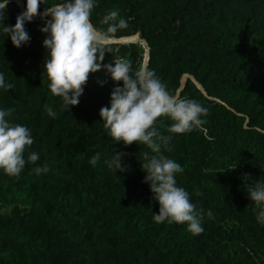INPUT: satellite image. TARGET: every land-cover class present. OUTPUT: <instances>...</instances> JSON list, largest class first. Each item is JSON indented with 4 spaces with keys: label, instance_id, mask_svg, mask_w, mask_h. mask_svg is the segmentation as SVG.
I'll use <instances>...</instances> for the list:
<instances>
[{
    "label": "trees",
    "instance_id": "16d2710c",
    "mask_svg": "<svg viewBox=\"0 0 264 264\" xmlns=\"http://www.w3.org/2000/svg\"><path fill=\"white\" fill-rule=\"evenodd\" d=\"M23 2L26 10V0ZM63 0H43L44 7ZM91 22L98 29L113 9L128 27L115 38L139 34L141 41L108 45L104 64L114 59L155 72L167 90L207 109L205 123L173 134L167 117L155 127L171 136L159 154L184 171L177 186L189 192L204 231L186 224H157L140 153L107 134L100 109L111 106L117 86L105 70L90 76L78 106L70 111L50 93L44 75L47 34L40 18L25 23L28 43L19 49L3 32L23 11L10 0L0 21V73L12 89L0 88V110L30 130L33 145L18 177L0 170V264H264V225L247 188L264 182V0H94ZM145 41L147 45L143 43ZM48 105L56 118L45 112ZM39 156L36 164L28 155ZM100 154L96 166L89 160ZM123 153L126 170L108 167ZM47 163L50 171L37 175ZM197 191L201 195H197ZM213 213L212 218L208 212Z\"/></svg>",
    "mask_w": 264,
    "mask_h": 264
},
{
    "label": "clouds",
    "instance_id": "9594fccd",
    "mask_svg": "<svg viewBox=\"0 0 264 264\" xmlns=\"http://www.w3.org/2000/svg\"><path fill=\"white\" fill-rule=\"evenodd\" d=\"M10 0H0V21L5 17V10ZM43 0H26V10L19 14L14 26H5L3 32L8 34L11 42L19 49L28 43L29 36L25 23H31L40 16L45 23L41 29L47 34L43 45L47 49L44 63V75L49 81L50 93L62 98L63 107L70 111L78 106L84 88L94 73L105 70L117 85L111 93V106L100 109L107 134L115 143L125 147L133 144L144 145L149 151L140 153L141 168L146 172L144 183L150 185L153 199L159 203L158 214H153L157 224L167 221L169 224H186L187 231L193 235L201 234L202 216L196 211V205L190 200L189 192L177 186L175 175L184 171L175 160L159 154L161 146L167 145L171 136L165 137L155 127L161 117L169 118L173 123L167 131L173 134H185L199 129L207 115V109L193 99L180 98L167 90L153 71L145 67L133 70L132 62L125 58L114 59L113 64L105 65V55L110 54V41L115 34L128 27L126 19L120 16L118 9L110 10L100 21L106 29H98L91 22L94 0H63V2L44 7L39 11ZM13 84L5 83L0 73V88L12 89ZM15 109L0 110V170L9 177H18L24 169L26 160L24 153L33 145L30 130L22 125H13L6 117H10ZM45 112L56 118L57 113L46 105ZM123 153L114 155L108 161V167L123 172ZM100 154L92 156L89 163L96 166ZM39 156L35 152L28 155L27 162L36 164ZM47 163L34 169L37 175L50 171ZM250 199L258 209L256 219L264 225V182L247 188ZM201 195L199 191L196 193ZM212 218L213 213L208 212Z\"/></svg>",
    "mask_w": 264,
    "mask_h": 264
},
{
    "label": "water",
    "instance_id": "95a60500",
    "mask_svg": "<svg viewBox=\"0 0 264 264\" xmlns=\"http://www.w3.org/2000/svg\"><path fill=\"white\" fill-rule=\"evenodd\" d=\"M14 2L20 7V9H21L23 12L25 11V8H24V4H23V2H21V1H19V0H14ZM41 14H42V13H41ZM38 18H40V16H37V17H35L34 19H38ZM133 36H135V35H133ZM133 36H130V37H123V38H114L113 40H114V42H116V43H114V44H131V43H138V42L141 41L139 34H136V36L138 37V39H137L136 41H131L130 43H126V42L123 41V40H125V39H129V38H131V37H133ZM143 43H144L145 45H147V43H146L145 41H143ZM110 44H111V43H110ZM148 61H149V49L147 50V52H146V54H145V59H144L143 67L146 68V66H147V64H148ZM189 77H190V78H191V79L197 84V86L199 87V89H201L203 92H205V91L203 90L202 86L196 82L195 78H193V77H191V76H189V75H185V76L183 77V80H182V87L180 88V90L178 91V94H177L178 97H179V93L181 92V90L183 89V87H184V85H185V83H186V80H187Z\"/></svg>",
    "mask_w": 264,
    "mask_h": 264
},
{
    "label": "bare ground",
    "instance_id": "6f19581e",
    "mask_svg": "<svg viewBox=\"0 0 264 264\" xmlns=\"http://www.w3.org/2000/svg\"><path fill=\"white\" fill-rule=\"evenodd\" d=\"M138 39V37L135 35V36H133V37H131V38H129V39H125V40H123L124 42H126V43H130L131 41H136ZM111 43V44H110ZM110 45H112V44H114V43H116V42H114V40H112V41H110Z\"/></svg>",
    "mask_w": 264,
    "mask_h": 264
}]
</instances>
